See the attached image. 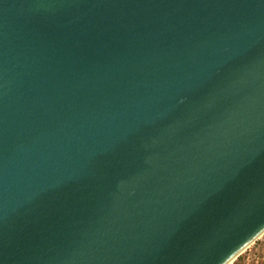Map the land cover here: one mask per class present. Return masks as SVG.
I'll return each instance as SVG.
<instances>
[{
  "label": "water",
  "instance_id": "95a60500",
  "mask_svg": "<svg viewBox=\"0 0 264 264\" xmlns=\"http://www.w3.org/2000/svg\"><path fill=\"white\" fill-rule=\"evenodd\" d=\"M263 235L264 0H0V264Z\"/></svg>",
  "mask_w": 264,
  "mask_h": 264
},
{
  "label": "rangeland",
  "instance_id": "374dc122",
  "mask_svg": "<svg viewBox=\"0 0 264 264\" xmlns=\"http://www.w3.org/2000/svg\"><path fill=\"white\" fill-rule=\"evenodd\" d=\"M231 264H264V235Z\"/></svg>",
  "mask_w": 264,
  "mask_h": 264
}]
</instances>
